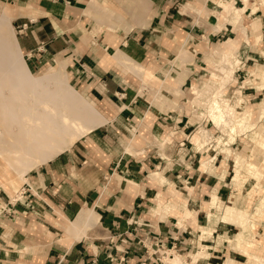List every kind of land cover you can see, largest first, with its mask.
<instances>
[{
	"label": "crops",
	"instance_id": "crops-1",
	"mask_svg": "<svg viewBox=\"0 0 264 264\" xmlns=\"http://www.w3.org/2000/svg\"><path fill=\"white\" fill-rule=\"evenodd\" d=\"M88 1L17 0L20 9H24L25 12L15 17L16 40L26 66L32 70L49 63L55 56L61 55L66 59L72 67L73 74H77V79L84 83L92 98L110 104L113 111L108 116H113L112 123L115 129L118 128L117 132L121 136H126L122 129L125 128L123 123L128 124L129 129L132 128L133 136L131 132L125 137L133 140L132 146H123L117 141L118 137L111 132L94 129V132L91 131L92 133L83 139L86 145L77 144V149L71 153L57 155L48 161L46 167H41L40 171L27 177L28 194L33 201L29 204L34 205L35 209L40 210L39 207L51 205L64 213L73 212L75 215L71 221H75L81 213L90 215L92 220L80 221L76 231L70 228L72 231L82 233L87 225L85 234L79 238L72 235L70 237L65 233L63 236L53 235L48 238L38 233L39 224L36 221L30 222L33 221L30 219L27 223L30 225L28 228L31 231L30 235L28 238L24 236L29 239L28 248L31 251L28 254L31 255L34 264H91L92 261L93 264H140L144 255L137 242L138 238L155 237L166 242L169 237H184L178 231H172V234L171 227L167 225L168 220L171 224L174 216L168 215L161 219L159 214L151 213L152 207L156 205L155 196L160 191L161 196L168 189L175 191L177 188L185 193L191 191V197L188 195L187 201L188 198L193 199L194 214L189 223L198 227H204L197 223L199 213L204 212V197L208 196V200H211L213 193L221 200L229 197L225 186L227 170L223 162V153L219 154V162L213 169L204 171L199 170L200 164L193 168L175 163L182 157L175 158V152L168 146L165 150L172 157L174 165L169 170L166 168L161 170L165 177L164 185H159L149 178L150 170L165 167L166 161L157 154L159 147L148 149L144 141L153 140L149 138L157 130H160L161 134L164 131L166 133L176 131L178 137L172 140L171 147H177L178 142L183 140L181 134L185 133L191 124H188L185 115H179L176 109L172 111L174 115L172 113L168 116L165 114L169 111L157 110V106L147 105V99L142 100L137 92L141 78L147 82L150 78H161L157 76L158 71L161 69L164 71L166 63L171 61V56L174 57V48L190 50L196 59L197 55H202L208 49L217 36L229 35L227 27L214 29L216 22H209L211 19L208 21L212 16L211 11H206V8L210 9L213 6L212 0H106V6L115 10V13L122 10L121 14L126 17V22L132 18L133 24L139 23L125 34L104 28L109 33L106 36L102 34L96 36L95 43H87L86 39L79 35L78 26L81 24L83 27L88 26V20L91 18L88 17V20L82 23L81 11L89 9L93 15L96 11V6L88 7ZM236 1L243 6L242 0ZM248 4L249 0L244 14L250 19L259 18L264 35L263 14H256L258 9L250 13ZM197 8L207 13L203 25L197 22ZM142 22L146 23L145 26L140 25ZM117 51L132 63H148L145 68L151 71V76L144 78L123 71L120 64L109 63L108 60L113 58ZM252 55H257L258 58L261 56L257 52H253ZM192 68L193 66L189 64V70ZM191 73L192 71H189L183 81L177 84L179 88L184 86L188 78H192ZM197 73L198 70L192 74ZM167 74L169 71L162 79L166 78ZM175 78H178L177 73L171 75L168 80L175 83ZM248 94L253 95L250 91ZM177 116L179 120L176 119ZM141 127L143 132L140 131ZM141 141L143 149L137 150ZM93 144L98 148L97 151L99 150L97 155L90 154L88 147H92ZM85 147L89 152H84ZM127 149L134 152H127ZM197 151L193 145L192 151L183 156L184 162L189 164L188 161L192 157H197L199 161L202 155L207 156L206 153ZM92 158H96L94 165L84 164L87 159L91 161ZM156 173H152L154 178ZM208 200L205 203H208ZM206 215L209 222V215L213 216V213L206 211ZM17 226L20 231L17 228L15 230L21 234L25 226ZM206 227L214 228L212 225ZM1 230L0 225V238L3 234ZM217 230L219 229L214 228L212 233ZM19 234H14L12 239L24 244V236L21 237ZM214 253L212 255L209 252V255L213 258L216 256ZM0 264H7L6 260L0 257Z\"/></svg>",
	"mask_w": 264,
	"mask_h": 264
},
{
	"label": "rangeland",
	"instance_id": "rangeland-1",
	"mask_svg": "<svg viewBox=\"0 0 264 264\" xmlns=\"http://www.w3.org/2000/svg\"><path fill=\"white\" fill-rule=\"evenodd\" d=\"M96 1L97 3L95 4H90V0L88 1V7L93 8L94 5L96 6L94 15L91 14L92 11H90L89 9L81 11L82 23L85 20H88V17H91L88 20V26L83 27L82 24L78 26L80 33L79 35H82L86 39L87 43H95V37L101 34L106 36L109 31L104 30V28L113 29L114 31L117 30L119 34H125L129 30V28L133 30L139 23L138 22L137 24H133V22H131L132 18L129 19V22H126V17L121 14L122 10L115 13V10H111L108 6H106V0ZM242 1L245 2L244 0ZM212 2L213 6L210 9L206 8V11H212V18L210 17L208 21L211 19L209 22H216L214 25V29L227 27V29L229 30V35L224 37L217 36L215 39H213V42L208 47V49H206L202 55H197L196 59L193 53L190 52V50H185L181 47L174 48V57L172 58L171 56V61L166 63V65L164 66V71L163 69L158 71L159 75L157 74V76H160L161 78H150L148 82L141 78V84L139 85L137 92L139 93V96L142 100L144 98L147 99V105L150 104L152 106H157V110L166 112L169 111L165 114L168 116L169 114L173 113V109H176L178 114L185 115V117L187 118V123L191 124V126L186 129L187 131L181 134L183 140L178 142L177 147H171L172 140L174 141L176 137H178L176 131H172L170 133H166V131H164L165 133L163 132L161 134L160 130H157L154 132L153 136L149 138L153 140L144 141V144L148 149L155 146L159 147L160 149L158 150L157 154L163 157L166 161L165 167H158L155 169L152 168L150 170L149 178L154 180V182L159 185H164L165 177L162 175L163 171L161 170H164L165 168L169 170L174 165L172 157L170 156V154H167L165 150L166 148H168V146H170L169 149L172 150V152H175V158L178 159L179 157H182L181 159L176 160L175 163H177L178 165L182 164L186 165V167L193 168L197 167L198 164H200L199 170L204 171H206L207 169H213V166L217 165L219 162V154L223 153V162L225 170H227L225 186L227 187L229 197H225L222 200L219 199V201L217 202L219 208L212 212L209 211L210 214L213 213V216L209 215V222H207V209L205 207L207 204L205 202L208 200V196L203 198V200H205V202L203 203V205H205L203 208L204 212L199 213L197 223L199 226H204L205 229H210L211 231H213L214 228L219 230L212 233V235L210 234L209 236H203L201 239H198V226L189 223L194 214V207H192L194 206L193 199L188 198L187 201V196L191 195V191H187L185 193L184 191H181V189L177 188L175 191H169L168 189L164 193L165 196H161L160 191L155 196L154 201L156 202V205L152 207L151 213L159 214L161 219H164V217L168 215L174 216L175 218L171 219V224H169L168 220L167 225L171 227L172 234V231H178V233H182L184 237H169V240L166 242H163L155 237H151L150 239H145V236L144 238H138L137 242L143 249L144 255V259L140 264H165L164 257L171 258L174 257L175 254H179L181 259L186 264H190L193 257H197L199 259L198 262L205 264H253L251 262L254 261V264H264V210H262L259 215L253 213V219L251 222L253 226L251 229H249L247 227V224H245L246 217L245 219H243L244 223L243 221L241 222V220L238 218L239 212H241V210L243 209H246L248 213H252V209L254 208L255 203L260 197L264 195V177H261L262 180H256L250 174L249 176L247 175V180L242 184L240 188L234 186V178L236 177L234 169L235 160H241V158L245 156V159L247 160H244L245 162H253V160H255V163H257L259 160L257 157L259 156V151L258 145L256 144V138H258V135L260 133L264 136V113L261 105V102L264 98V81L252 79L249 76L248 72L253 67L264 69V62L262 61V57H264V35L261 31L260 21L258 17L250 19L244 14L245 11H243L242 14H240V16L238 17H235L233 12L227 15L225 12H222V8L219 7L221 1L212 0ZM233 5L234 8H240L244 7L245 3L243 4V6H241L240 2L233 0ZM248 5V11H250V13H254L258 9L256 11V14H263L264 16V5L260 0H249ZM253 6L254 8H252ZM196 11L198 12V24H205L204 20L206 19L204 16H207L206 11L201 10V8H197ZM24 12L25 10L20 9V7L18 6L17 0H0V15L3 13L12 15V18L10 19V25L13 31L12 38H16L17 36L15 33V17L18 14H24ZM220 14L222 17L220 16ZM141 17H139V20L141 19ZM90 21H92V23H90ZM145 24V22H142V24L140 25L145 26ZM206 24L209 25L207 22ZM256 33H260L261 40L255 43L254 36L256 35ZM244 37L246 42L243 41ZM195 38L200 39L199 37ZM229 46H232L231 50ZM221 47L225 52L227 51L229 55H235L239 62L236 64L234 60H232V58L230 61H228V64L227 62H225L226 64H222L220 62L222 56H219L217 53H215V50ZM253 52H257L259 55H261L260 58H258L257 55L253 56ZM60 57L61 59H64L61 55H59L53 57L52 61H49V63H45L38 69L32 70L28 68V66L27 68L33 75L46 74L56 67V61L60 59ZM64 60L66 61L65 66L67 72V82L79 94L83 95L84 99L108 121H105V123L97 125L92 130L88 131L79 139L75 140L69 148L58 153L57 155L61 156L66 153H71V151H74L75 148L77 149L76 145L79 143L86 145L83 139L94 132V129H104L105 131L111 132L118 137V140H116L122 143L123 146H132V139L129 140V138H125L127 134L129 136V133L131 132V134L133 135L132 128L129 129V125L123 123L125 128L122 129L126 132V136H121L117 132L119 131L118 128L115 129L113 126V116H108V114L113 111L110 104H104L101 101H98L96 99L94 100L88 93V90L85 87L84 83L79 82V80L77 79V74H73L70 63L66 59ZM108 62L112 63V57L110 58V60H108ZM125 62H127L126 65H120L123 71H129L144 78L151 76L150 74L144 72L139 73L137 71V68H135L136 65V67L139 66L143 68V71L151 72L149 69L145 68L147 67L148 63L135 64L127 60H125ZM189 64L193 66L192 70H189ZM221 65H223V67L227 69L226 71H231L230 67H233V71H231L232 73L227 76L228 79H225L227 82L224 80V73H222L219 69L221 68ZM197 70L198 73L193 75L192 73ZM168 71L169 74H167V79H162V77L166 75ZM189 71H192V73L190 74L192 78H188L184 82V86H182V88H179L177 84H180L183 81V78L188 74ZM176 73L178 78H175V84L173 83V81L171 82L168 79L171 77V75H175ZM180 77L181 79H179ZM193 88L196 90L198 95L193 94ZM248 91H250L253 95H247ZM213 96H216V99L218 100H214L218 101L220 105H223L224 103L228 106L230 105L229 107L231 110L222 106V108L225 109V116H227L226 118L231 121V126H229V128H226L224 126L222 127L220 125L217 126V124L215 125V122H213L212 118H210L208 111L209 107H213L212 102H215L213 100H210ZM112 106H114V104H112ZM237 111L238 113L240 111L250 112L249 119L245 122H241V120H239L240 118L238 119L240 113L236 114ZM176 119L179 120V116H177ZM241 124L243 126H241ZM247 125L249 128L247 127ZM142 130L143 129L141 127L140 131ZM200 130H205L206 133H208L209 136L212 135V137L206 140H201L199 135ZM144 138L147 139L146 136H144ZM262 140V143L264 144V137L260 140V142ZM142 145L143 144L141 141V145L137 146V150L142 148ZM193 145L198 150V153H206L207 156L203 157L202 155V157L199 158V161L197 157H192L191 160L188 161L189 164H187L186 162H184L183 156L187 152L192 151ZM88 148L90 149V154L97 155V152L99 150L97 151L98 148L96 147V145L93 144L92 147ZM88 148L85 147V153L89 152ZM127 152L132 153L134 151L127 149ZM57 155H55L53 158H55ZM208 157L211 158L209 159ZM95 159L96 158H92L91 161L87 159V162L84 164L88 165L89 163H91L92 165H94ZM48 161L43 164L33 166L25 173L24 178L21 179L11 168L7 166L4 160L0 157V225L2 229L1 232L4 234H2V237L0 238V257L5 259L7 264H34L32 262L31 255L28 254L31 251L28 248L29 239L25 238V236L28 238L31 232L30 230H28L30 225H27L30 219H33V221L30 222L36 221V223L39 224L40 228L38 227V233L48 238L52 237L53 235L63 236V233L67 234L70 237L71 235L74 237L77 236L76 238H79L80 235L85 234L84 231L87 225L83 229L82 233L70 230V223L72 222L71 220L75 215H73V212H66V214L63 211L53 208L51 205H49V207L45 206L44 208L39 207L40 210H37V208H34V205L29 204V202L31 201L28 194L29 186L28 184H26V182L29 181L26 179L28 176L35 174V172L37 171H40L41 167H46ZM261 168L264 172V167ZM245 169L247 168L244 166V172L247 173V170ZM156 172L158 173V175L155 178H152V173L154 174ZM155 180H157L158 182ZM9 181L12 182V184L14 185L13 187H9ZM96 182L97 180H95V183ZM21 190L22 192H25L20 193ZM208 201H210V199ZM183 202L185 205L183 209H181L180 205H182ZM231 202L233 203L231 204ZM157 203L163 206L166 205V207L164 209L162 208L159 210H155L154 208L157 206ZM226 205H229L231 208L225 210ZM185 208L188 210V213L183 212ZM174 209L179 210L182 213L173 215L172 213ZM212 220H215V222H212ZM17 225H19L20 227L25 226V229H22L21 234L17 233V230H15V228H17L20 231V228H18ZM31 225L33 226V224ZM209 225L214 226V228L206 227ZM219 226L226 227L219 228ZM247 229L249 230L246 231ZM221 232L224 233L221 234ZM237 233H241L242 237L247 241L246 244L249 247L247 245L246 246L248 248L245 246H242L243 248L238 247V244L234 241V236ZM14 234H19L21 235V237L25 235L24 244L18 242L19 245H17L18 243L12 239ZM209 245L211 246L209 247ZM212 249H214L213 251L216 253V256H214L213 258L211 257V255H209V252H211L213 255L214 252L212 251ZM217 249L221 250L218 251ZM245 252L251 254L252 258L250 259L249 257H247V255H245Z\"/></svg>",
	"mask_w": 264,
	"mask_h": 264
},
{
	"label": "bare ground",
	"instance_id": "bare-ground-1",
	"mask_svg": "<svg viewBox=\"0 0 264 264\" xmlns=\"http://www.w3.org/2000/svg\"><path fill=\"white\" fill-rule=\"evenodd\" d=\"M219 1H221L219 6L222 8L221 11L225 12L227 15L233 12L235 17L242 14L248 3V0H244V7L234 8L233 0ZM260 1L264 5V0ZM95 3H97L96 0H90V4ZM252 8H254V6ZM11 18L12 15L8 13L0 15V157L4 160L7 166L22 179L30 168L52 159L58 153L69 148L70 145L82 135L108 120L90 105L84 99L83 95L79 94L67 82L66 61L64 59H58L56 61V67L46 74L33 75L29 72L25 61L22 58V53L16 38H12L13 31L10 25ZM254 40L255 43L261 40L260 33H256ZM243 41H245V37ZM232 46H229L230 50L232 49ZM215 53L222 56V59H220L222 64H226L225 62L228 64V61L232 58L236 64L239 62L235 55H229L222 47L216 49ZM125 60L128 61L121 52L117 51L112 58V63L126 65L127 62H125ZM135 68H137L139 73L144 72L151 75V72L143 71V68L139 66L136 67L135 65ZM230 68L231 71H233V67ZM219 69L224 73V80L232 73L230 70L226 71L227 69L223 67V65H221V68ZM248 72L252 79L264 81V69L253 67ZM192 92L193 94H197L194 88L192 89ZM214 99L218 100L216 99V96L211 97L210 100L215 101ZM212 105L213 107H209V111L207 108V111L210 118L215 122V125L217 124V126L220 125L229 128V126H231V121L226 118L225 109H223L222 106L231 110L229 107L230 105L228 106L225 103L220 105L218 101H215L214 103L212 102ZM261 105L264 113V98ZM239 113L238 111L236 112V114H239L238 119L240 118L239 120H241V122H245L249 119L250 112L240 111ZM241 126L243 125L241 124ZM199 135L201 140H206L212 137V135L209 136L205 130H200ZM263 137L264 136L260 133L258 138H256V144L258 145L259 151V153L257 152L259 155L257 156L259 159L257 163H255V160H253V162H245V156L242 157L243 159L241 158V160H235V187L240 188L247 180V175L249 176L251 174L256 180H262L261 177H264V172L261 168L264 167V144L262 143L263 140L260 142ZM244 166L247 168L245 169L247 170V173L244 172ZM157 175L158 173H156V176ZM9 184V187L14 186L11 181H9ZM218 201L219 197L216 193L211 194V200L206 204L207 212L217 210L219 208L217 205ZM232 203L233 202H231V204ZM158 204L159 203H157V206L154 208L155 210L164 209L166 207V205L163 206ZM184 205L183 202V204L180 205V208L183 209ZM225 207V210L231 208L229 205H226ZM252 210V213H248L246 209H243L238 215L241 222L246 217L245 224H247L249 229L253 226L251 223L253 213L259 215V213L264 210V195L258 199ZM187 211L186 208L183 210L184 213H188ZM181 213V211L174 209L172 214L178 215ZM82 220L92 222L90 215L81 213L75 221L70 223V228L76 231L77 223ZM197 229L199 231L197 235L198 239H201L203 236L206 237L210 234L212 235L210 229H205L204 227H197ZM234 238V241L238 244L239 248L242 246H248L246 244L247 241L242 237L241 233H237ZM245 253L244 254L247 255V257L250 259L252 258L251 254L248 252ZM164 258L165 264H186L179 254H175L174 257L171 258ZM198 260L197 257H193L190 264H205L198 262ZM254 262L251 263L254 264Z\"/></svg>",
	"mask_w": 264,
	"mask_h": 264
},
{
	"label": "built area",
	"instance_id": "built-area-1",
	"mask_svg": "<svg viewBox=\"0 0 264 264\" xmlns=\"http://www.w3.org/2000/svg\"><path fill=\"white\" fill-rule=\"evenodd\" d=\"M22 28H23V27L21 26L20 29H22ZM262 61L264 62V57H262ZM24 192H25V191L22 192V190H21L20 193H24ZM93 263H94V261L91 262V264H93Z\"/></svg>",
	"mask_w": 264,
	"mask_h": 264
}]
</instances>
